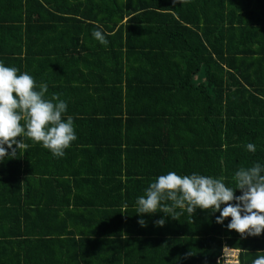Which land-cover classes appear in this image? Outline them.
<instances>
[{
	"label": "trees",
	"instance_id": "1",
	"mask_svg": "<svg viewBox=\"0 0 264 264\" xmlns=\"http://www.w3.org/2000/svg\"><path fill=\"white\" fill-rule=\"evenodd\" d=\"M97 29L107 44L92 37ZM0 61L65 100L77 136L62 158L25 139L0 163L1 254L29 234L21 246L108 241L166 254L129 264H222L224 248L239 264L264 255V233L241 238L227 229L230 217L218 224L210 210L145 214L139 232L78 226L79 241L63 225L74 218L57 217L100 209L121 224L160 175L198 172L234 187L235 171L264 163V0H0ZM31 219L65 227L29 231Z\"/></svg>",
	"mask_w": 264,
	"mask_h": 264
},
{
	"label": "clouds",
	"instance_id": "2",
	"mask_svg": "<svg viewBox=\"0 0 264 264\" xmlns=\"http://www.w3.org/2000/svg\"><path fill=\"white\" fill-rule=\"evenodd\" d=\"M92 37L107 44L102 30H94ZM47 93V83L37 84L29 73L0 61V163L26 149L25 139L55 158H62L77 139L73 117L66 115L67 102L57 94L49 98ZM244 147L250 153L256 151L254 143ZM236 190L241 194L235 195ZM197 209L219 212L216 223L221 225L230 217L227 229L241 238L260 236L264 233V163L240 167L234 173V187L226 186L222 177L170 171L158 176L135 201L136 214L141 217L161 212L176 219L184 212L193 215ZM138 223L144 226L145 220L141 218ZM164 223L163 218L156 221L159 226ZM228 264H239V260L230 259ZM252 264H264V255H257Z\"/></svg>",
	"mask_w": 264,
	"mask_h": 264
},
{
	"label": "crops",
	"instance_id": "3",
	"mask_svg": "<svg viewBox=\"0 0 264 264\" xmlns=\"http://www.w3.org/2000/svg\"><path fill=\"white\" fill-rule=\"evenodd\" d=\"M39 190H41L40 186L38 188V193L40 192ZM49 195H51V193L49 191H46V196ZM102 197L103 195L100 196L101 199ZM58 212L59 214L57 217L59 218H74L63 220V225L66 224L65 232L74 233L72 237H74V240L76 241H79V236L77 234L78 226H82V229L85 232H96L97 234H108L109 232L124 231L126 228H129V230L135 228L136 230L134 231L139 232L143 227L138 223V220L141 218L144 219V216L141 217L136 213L130 216V213L128 214L130 218L126 219L123 218V216H125V211H122L121 214V224L119 220L115 222L109 219L115 214H110L107 213V211L100 209H63L62 211ZM67 212L70 213V215L63 216ZM48 215V217L52 219V215H54V213H50ZM75 218L80 219L79 225H77V220ZM31 221L28 220V230L34 232L38 231L39 233L45 232V230L49 231L48 229H53L54 231H62L63 227H65L56 225L53 220H49L48 223H36L32 219ZM51 221L54 222V225H51ZM24 236V239H15L14 241H12L14 243L12 251H7L5 254L0 253V264H9V262L14 264H27L25 262L26 259L37 260L39 255H41V257H39L40 260L43 259V261H41L43 264H102V262H106L108 264L110 263V261L118 262V264H129L133 262L138 263L144 261L152 262L155 261V259L158 257H163L164 259V257L166 256V254L164 255L163 253L158 256L157 254H159V252L157 250V246H155L154 244L150 245L143 243H136L133 244V246H130L132 243H130L129 245L123 244L122 246H118L119 244L113 245V243L103 241L98 245V249H95L96 246H93V244H91L92 242H87V244L86 242H82L85 245L83 246L82 243L80 245L79 243L77 244L69 241L63 242L66 239H62L63 241L59 244L58 247L57 244H53V246L52 244L50 245L47 242L45 243L39 240H37L36 242L28 243L25 246H21V241L24 242L26 240H29V234ZM43 249L45 250L43 251ZM47 249L48 251L46 252ZM162 250H164V248ZM84 254L87 256V259H85ZM3 260H5V262H3Z\"/></svg>",
	"mask_w": 264,
	"mask_h": 264
},
{
	"label": "built area",
	"instance_id": "4",
	"mask_svg": "<svg viewBox=\"0 0 264 264\" xmlns=\"http://www.w3.org/2000/svg\"><path fill=\"white\" fill-rule=\"evenodd\" d=\"M238 251H233L228 248H224L222 251V255L218 261L222 262V264H228L230 259H237Z\"/></svg>",
	"mask_w": 264,
	"mask_h": 264
}]
</instances>
